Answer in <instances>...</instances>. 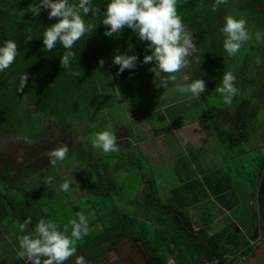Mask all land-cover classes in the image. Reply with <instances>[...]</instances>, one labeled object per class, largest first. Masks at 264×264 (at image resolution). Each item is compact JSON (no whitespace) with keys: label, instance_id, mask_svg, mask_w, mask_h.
Instances as JSON below:
<instances>
[{"label":"trees","instance_id":"trees-1","mask_svg":"<svg viewBox=\"0 0 264 264\" xmlns=\"http://www.w3.org/2000/svg\"><path fill=\"white\" fill-rule=\"evenodd\" d=\"M34 2L0 0V43L14 40L18 53L9 68L0 72V219L11 217L21 224L30 218V230L41 218H55L63 231L68 220L60 222L54 216L57 210L47 208L51 204L49 198L56 196L55 185L46 183L53 167L47 153L66 146V158L76 153L78 157H86L93 166L95 178L89 190L103 202L120 196L123 192L120 179L127 168L119 165L112 171L111 165L101 157H94L96 163L92 164L93 156L84 139L89 126L98 122V112L105 107L107 95L116 92L133 103L153 82V74L149 72L150 64L141 63L143 56L150 54L146 50L147 42L138 40L127 28L118 37H107L105 26L91 14L85 17V22L97 26L73 45L71 71L64 70L59 65V57L67 50L57 44L53 52H44L39 38L44 28L56 19L49 20L47 11L33 16L29 9ZM107 2L93 0V5L102 13ZM213 2L178 0L177 12L193 40L194 50L186 57L183 69L168 74L175 76L170 82H179L182 86L202 78L207 91L199 99L207 101V96L220 85L222 74L232 72L241 90L231 104L236 118L253 123L264 109V43L255 38L260 32L264 40V0H226L215 11ZM229 15L245 19L250 32V39L233 57L224 52L220 32L224 18ZM28 37L32 40L27 41ZM128 45H132L130 51ZM117 50L138 56L135 69L117 74L118 66L112 63ZM101 59L103 66L99 63ZM185 76L189 81H185ZM228 106L221 101L218 107H212L213 113L226 112ZM218 134L227 138L223 129ZM22 137H28L31 142H25ZM15 142L25 147V157L14 154L11 147ZM253 176L251 189L257 191L258 214L264 222V162ZM143 178L144 187L138 196L132 199L123 196V203L137 211L129 213L117 207L102 209L97 218L88 222L92 228L89 233L97 235L85 236V243H78L76 253L89 262L103 255L100 238L114 244L121 237L129 236L151 250L145 258L146 264H170V260L174 264H231L232 255L237 251H242L245 257L253 254L256 245L245 239V234L228 229L212 233L207 225L196 228L187 212L160 201L152 177ZM5 190H12L15 195L9 196ZM140 204L146 210L139 209ZM66 213L63 216L67 218ZM150 231L152 238H149Z\"/></svg>","mask_w":264,"mask_h":264},{"label":"crops","instance_id":"crops-1","mask_svg":"<svg viewBox=\"0 0 264 264\" xmlns=\"http://www.w3.org/2000/svg\"><path fill=\"white\" fill-rule=\"evenodd\" d=\"M177 85L167 88L161 96L150 95L133 102L130 109L135 114L129 118L132 124L128 130H122L125 148L140 156L139 160L147 161L160 201L187 212L196 228L207 225L212 233L228 229L243 233L246 238L259 236L264 222L258 214L257 191L251 189V179L264 162V115L262 119L257 116L253 123L240 121L234 105L217 113L216 116L221 115L218 128L227 132L228 143L224 147L218 140V131L206 122L205 115L192 116V109L200 105L199 96L181 94L177 91L181 85ZM148 88L159 87L150 82L144 90ZM147 104L150 108L144 111ZM154 112L164 114L166 126L149 118ZM252 163L257 164L256 169L251 168ZM142 189L143 185L139 194ZM118 197L123 202V195ZM10 218L0 219V245L14 241L18 255V236L27 234L29 229L22 233L19 227L13 235L8 229L2 232L3 225H20ZM18 257L28 263L26 258Z\"/></svg>","mask_w":264,"mask_h":264},{"label":"clouds","instance_id":"clouds-1","mask_svg":"<svg viewBox=\"0 0 264 264\" xmlns=\"http://www.w3.org/2000/svg\"><path fill=\"white\" fill-rule=\"evenodd\" d=\"M226 0H214L212 8L225 3ZM178 0H108L100 8L93 5V0H35L29 12L38 16L41 11H47L49 20L56 22L44 28L41 36L42 50L51 53L57 44L67 50L66 54L59 57V65L66 71H71V61L74 56L73 45L86 33L93 32L95 26L85 22L89 14L98 17V23L105 26L104 35L107 37L119 36L125 28L130 29L138 40L146 43L145 54L141 63L150 64L149 72L153 74V83L156 87H166L168 82L175 79L174 74L183 69L187 63L186 57L193 47L191 36L185 31L181 16L177 12ZM243 18L231 15L224 18L220 32L223 36L222 47L228 57L235 56L245 41L250 39V32ZM257 42L264 43L262 34H255ZM32 38L28 37L27 41ZM132 45H128L129 51ZM17 44L14 40L0 43V72L14 62L17 56ZM138 56L120 53L113 55L112 63L117 67V74L136 67ZM103 66L104 61H99ZM259 63V58H257ZM75 74V73H73ZM26 80L27 77L25 76ZM185 81H189L187 76ZM236 77L232 72L222 74L220 85L216 91L221 94L225 105H231L239 89L235 86ZM181 94L191 93L193 96H202L206 93L205 81L193 79L177 88ZM25 142H31L28 137H22ZM94 148L103 153L117 152V137L110 130L95 132L91 138ZM68 148L60 147L47 153L49 164L55 167L64 161ZM53 177H48L46 183H51ZM70 181L59 185L61 191L70 189ZM31 224V219L26 218L19 225L21 232H25ZM70 226V235H66ZM89 224L87 217L77 213L76 218L68 221L62 231L61 226L52 219H39L27 234L18 236L19 253L21 258H26L29 264H64L70 257L76 255L75 242L88 235ZM74 264H88L83 256H76Z\"/></svg>","mask_w":264,"mask_h":264},{"label":"rangeland","instance_id":"rangeland-1","mask_svg":"<svg viewBox=\"0 0 264 264\" xmlns=\"http://www.w3.org/2000/svg\"><path fill=\"white\" fill-rule=\"evenodd\" d=\"M194 50V43L193 47L190 49L189 53H191ZM167 76L168 74H164ZM177 84H180L179 82H168L167 86L164 88H148L147 90L141 91V93L136 97V100H145L150 95H156L161 96L164 91L167 90V88H176L178 86ZM235 86L239 89V84L235 82ZM241 92V90H239ZM120 94L114 92L110 96L107 95L105 97L104 103L105 107L102 108L98 112V118L96 120V124L90 125L88 128L87 138L84 139V144L87 148H90L93 159L91 160L92 164H95L94 157L102 158L103 161H106L111 165L110 169L112 171L115 167L122 165L123 168H127V172L123 173L121 175V183L123 186V196H127V198L132 199L133 197H136L139 194L140 187L144 184V178L143 177H149L150 172L147 169V161L146 160H139V157H137V154H131L128 152V148H125V139L123 138L124 131L123 129L128 130V127L132 124L129 121L130 116L134 113L130 106L133 104L129 102L128 99L124 98L125 95L121 97ZM221 94H218L216 89H213L212 93L207 96V101L202 100L200 101V105L196 109H192L194 112L192 116L201 115L198 113H202L207 117L206 122H210L214 128L219 132L221 131V128H218V122L219 116H216V114L213 113L212 107H218L220 105V102L222 101V96L220 98ZM138 109H140L139 105L137 106ZM180 107V106H179ZM145 110L148 111L150 106L149 104L145 105ZM226 109V108H221ZM137 110V109H136ZM103 111L104 113H102ZM131 111V112H130ZM150 112V111H149ZM135 114V113H134ZM264 115V109L262 116ZM149 118L153 120L154 122H157L160 124V126H166L165 119L166 117L162 112H154L152 115H149ZM165 124V125H163ZM94 125V126H93ZM123 128L120 131H116V127ZM103 130H110L112 131L116 137H117V145H118V151L112 152V153H103L101 150L96 149L93 147L91 138L95 132L103 131ZM217 132V133H218ZM225 136V135H224ZM218 140L220 141V144H223L224 147H226L228 140H226L225 137H222L218 134ZM171 139H175L174 137H170ZM222 142V143H221ZM15 146L11 147L12 150H14V154L18 157H25L27 154L25 147L17 146L18 144L15 142ZM15 147V148H14ZM135 150V149H134ZM228 150V149H227ZM25 154V155H24ZM78 153L72 155L71 157H67L64 159V161L59 162L55 167H52L50 170L49 177H53L52 184L55 185L56 189V196L53 198H49V201L51 202L50 206H48V209H55L57 210L55 213V217L61 222H66V220H71L76 218L77 213H82L87 217L88 222L93 221L97 216L103 212L104 208L111 209L114 207H117L119 209H124L125 211L129 213H135L137 211L136 208L128 206L126 203H123L120 197L112 196L110 199H106L104 202L99 200V197L97 194L93 193L89 190V185L91 183H94V173H93V166L88 163V159L86 157H78ZM187 154L184 152L183 156H186ZM146 162V163H145ZM257 164L252 163L251 168L256 169ZM139 168L141 170H139ZM99 169H102L101 163H99ZM225 170V169H224ZM117 175H119L117 173ZM70 181V189L67 192L61 191L59 188V185L63 183L64 181ZM32 183H35L34 180L31 181ZM163 184L160 182V187ZM144 187V185H143ZM5 194H8L9 196H14L15 194L12 192V190H5ZM46 198V197H44ZM112 198V199H111ZM103 209V210H102ZM139 209H142L143 211L146 210V206L144 204L139 205ZM66 211L67 218L63 216V212ZM142 211V212H143ZM9 219V218H8ZM54 220H56L54 218ZM68 221L64 224L65 226L68 225ZM19 228V224L14 225H3L2 232H5L7 229L8 231L13 235L14 230ZM92 228L89 227V232H91ZM93 231H96L93 229ZM71 229L70 226H68L66 233L70 235ZM91 234V235H90ZM90 235V236H89ZM97 235V233H88V237L94 238ZM249 239L255 238L254 235H247ZM15 237V236H13ZM85 236H83L80 240L75 242V247L77 248L78 243L84 244L85 243ZM16 238V237H15ZM149 238H152V231H150ZM11 241V240H10ZM136 254V253H134ZM76 256H80L79 252L76 253ZM126 256H121L120 253H118V258H113L112 261H118L122 264H127ZM75 261V258H69L66 260V264H73ZM0 264H29V262L23 263L17 255L16 249H15V243L12 241V243L9 242H2L0 245ZM170 264H174L173 260H170Z\"/></svg>","mask_w":264,"mask_h":264},{"label":"flooded vegetation","instance_id":"flooded-vegetation-1","mask_svg":"<svg viewBox=\"0 0 264 264\" xmlns=\"http://www.w3.org/2000/svg\"><path fill=\"white\" fill-rule=\"evenodd\" d=\"M261 232L259 236H255V240H251L249 237L246 239L257 245L263 237L262 234L264 233V229H262ZM98 242L101 248L100 252H102L103 255L97 259L90 260L88 264H122L120 260L112 261L113 258H118V253H120V257L126 256V258H123V260L127 259V264H146L145 258L151 252V250L144 244L140 243L139 241H134L129 236L121 237L114 244L111 240H107L104 237H102L101 240H98ZM249 256L250 255H248V257ZM248 257H245V255L242 254V251H237L232 255L233 263L231 264H241Z\"/></svg>","mask_w":264,"mask_h":264},{"label":"water","instance_id":"water-1","mask_svg":"<svg viewBox=\"0 0 264 264\" xmlns=\"http://www.w3.org/2000/svg\"><path fill=\"white\" fill-rule=\"evenodd\" d=\"M262 236L263 237L256 245L253 254L241 264H264V234Z\"/></svg>","mask_w":264,"mask_h":264}]
</instances>
